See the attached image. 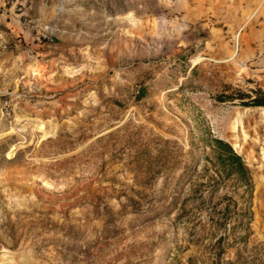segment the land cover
Masks as SVG:
<instances>
[{"label": "rangeland", "instance_id": "rangeland-1", "mask_svg": "<svg viewBox=\"0 0 264 264\" xmlns=\"http://www.w3.org/2000/svg\"><path fill=\"white\" fill-rule=\"evenodd\" d=\"M254 11L0 0V264H264V166L227 121L264 107L219 97L264 90V50L238 28ZM207 128L253 175L247 230L227 188L198 208L190 183L174 204Z\"/></svg>", "mask_w": 264, "mask_h": 264}, {"label": "trees", "instance_id": "trees-1", "mask_svg": "<svg viewBox=\"0 0 264 264\" xmlns=\"http://www.w3.org/2000/svg\"><path fill=\"white\" fill-rule=\"evenodd\" d=\"M145 89L140 86L137 97L141 98L144 95ZM222 101L229 100L236 102L239 100L241 105L245 106H263L264 107V90L257 88L251 93L240 92L237 96L233 94L223 93L219 96ZM204 150L203 154L187 172V176L181 182V188L176 193L174 204L177 205L185 194L186 186L193 184L191 193L183 199L184 202H189L195 207H202V205L209 200L210 195L219 192L223 188H227L231 192L239 195V199H234L233 194L227 198L235 208L233 219L235 225L244 227L245 230L249 228L253 212L251 210L252 197L255 189L253 175L248 167L243 156L238 153L234 146L221 137L215 136L209 128H207L204 136ZM206 159L210 164L212 174L207 175L203 182H194V177L198 172V167L202 161ZM225 197H228L225 195ZM222 197L221 200L226 199ZM231 204H227L229 208ZM228 215L225 216L227 219ZM224 219V218H223ZM242 238L245 236H241ZM223 238V237H221Z\"/></svg>", "mask_w": 264, "mask_h": 264}, {"label": "bare ground", "instance_id": "bare-ground-1", "mask_svg": "<svg viewBox=\"0 0 264 264\" xmlns=\"http://www.w3.org/2000/svg\"><path fill=\"white\" fill-rule=\"evenodd\" d=\"M229 128L235 136H240L255 160L264 166V119L260 115H252L247 119H228Z\"/></svg>", "mask_w": 264, "mask_h": 264}, {"label": "crops", "instance_id": "crops-1", "mask_svg": "<svg viewBox=\"0 0 264 264\" xmlns=\"http://www.w3.org/2000/svg\"><path fill=\"white\" fill-rule=\"evenodd\" d=\"M236 2H240V0H235ZM243 1V5L245 7V10H255L258 13V17L254 20L255 16L253 18H250L246 21H243L239 25L238 28L243 31H249L251 34H255L254 40L256 41L255 45H257L256 49L264 50V0H241ZM254 20V22L252 21ZM237 37H240V34L237 35Z\"/></svg>", "mask_w": 264, "mask_h": 264}, {"label": "built area", "instance_id": "built-area-1", "mask_svg": "<svg viewBox=\"0 0 264 264\" xmlns=\"http://www.w3.org/2000/svg\"><path fill=\"white\" fill-rule=\"evenodd\" d=\"M256 13H257V11H254V13L252 14V16L254 17L256 15ZM240 31H241V29H240ZM261 55H262L261 50L260 49H256L255 56H256V59L257 60H260Z\"/></svg>", "mask_w": 264, "mask_h": 264}]
</instances>
